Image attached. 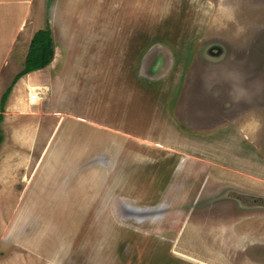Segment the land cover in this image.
<instances>
[{
    "label": "rangeland",
    "instance_id": "obj_1",
    "mask_svg": "<svg viewBox=\"0 0 264 264\" xmlns=\"http://www.w3.org/2000/svg\"><path fill=\"white\" fill-rule=\"evenodd\" d=\"M49 1L30 0L26 31L44 29L49 19L67 88L84 92H64L70 102L63 106L43 105V91L31 102L28 89L12 85L30 39L20 33L10 54L0 44V62L8 52L0 70V112L13 86L0 145V264H264V205L247 210L226 200L210 211H193L196 196L225 198L229 190L253 191L264 201V0H52L48 9ZM216 45L223 48L219 56L210 54ZM33 114L35 130L47 115L61 117V125L84 117L94 129L80 126V146L99 151L94 141L103 139L112 152L131 147L143 161H121L122 152L105 187L102 177L87 173L85 180H95L94 202L84 198L77 174L63 172L81 154L57 166L56 181L38 184L58 159L42 155L44 142L28 152L11 138L7 122L19 118L24 132ZM126 132L137 144L125 141ZM11 147L24 150L22 164L8 156ZM89 159L97 166L108 161L103 152ZM63 177L71 184L58 185ZM37 187L59 198L50 193L40 204ZM78 217L86 218L81 229L72 223ZM89 226L94 234L84 242Z\"/></svg>",
    "mask_w": 264,
    "mask_h": 264
},
{
    "label": "crops",
    "instance_id": "obj_2",
    "mask_svg": "<svg viewBox=\"0 0 264 264\" xmlns=\"http://www.w3.org/2000/svg\"><path fill=\"white\" fill-rule=\"evenodd\" d=\"M30 15H31L30 0H5V1H3L2 4H0V44L8 48L7 51L9 52V54H10V50L13 49L14 44L20 42L19 36L21 38L22 35L24 34V37H26L27 39H30V43H31L32 37L34 36L37 29L34 27L30 34L26 31V22L28 21ZM30 20H31V18H30ZM22 32H24V33L22 35H20V33H22ZM25 41H27V40H21V43H24ZM29 46H28V48H29ZM7 51H6L2 61L0 62V70L2 68L1 66L4 67V65H5V64L2 65L3 60L7 59V57H8ZM61 55H63V54L61 53ZM55 56H56V58H55ZM55 61H57V62H55ZM60 61H61V58H60ZM58 64H59L58 69H60V66L63 67V68H61L62 71L61 70L59 71L58 69H56L54 71L53 67L57 66ZM49 65H50V67H48ZM49 65L44 67V68H41L39 70H35V71H32L28 74L23 75L19 79V81L16 82L17 87L15 89H18L20 91L21 89L26 88V89H28V91H30V90H32V87H38L39 86L38 91L40 92V95H41V91H43V96H42L43 99L42 98L41 99H42V102L43 101L44 102L42 104L43 105L45 104L47 106H52L51 104H53V105L55 104V106L56 105L57 106H63V103H65V102L69 103L70 99L66 98V96L63 94L64 92L67 94L70 93V95H73V93L75 95L77 92L80 93L81 91L84 92V90L79 89V87H81V86L76 87V89L74 88V86H72L71 88H67V83H66L67 81L66 80H65L66 82L64 81V72H65V71H63L64 70V63L62 64L61 62H59L58 53H56V46H55L54 59L52 60L51 64H49ZM49 90L52 91L51 92L52 98L53 97H54V99L56 98L52 102H51V99L49 100L47 95H46ZM15 99L18 100V98H15ZM87 99H90V97H87ZM46 103H51V104H46ZM87 106H89V105H87ZM29 114H31V113H29ZM55 115H56V113H55ZM31 116L33 118H30ZM30 117H29V120L27 121V128L25 129L24 132H21V130H19L20 119L19 118L17 119V117H15V119L12 121L11 120L7 121L8 124L11 125V130H8V131L10 132V135L12 136L11 138L13 140H16V143L23 144V145L28 147V149H27L28 152H31V153L33 152L32 148H33L34 144L39 145V143L42 144L44 142V144L42 146V155L43 154L45 155V153L47 155L49 153V155L57 157L58 163H56V165L50 164V170L48 169L46 171V173H44V172L40 173V177L38 178V184L40 182H43L46 180H48L49 183H50V181L52 183V180H54V179L56 181L55 174L60 173V171L57 170V168H58L57 166L58 165L59 166L60 165L65 166L63 163L68 160L67 157H78L81 154L83 157L80 159L79 163L77 160V161H74V163H72V164L66 165L64 167L63 172H64V174H67L70 171H72L74 175L77 174V176H79L78 180H81V182H83V184L79 183V185L84 190L83 191L84 198L89 197L91 199V201L94 202L95 196L90 197L89 195L92 193H95V186H96L95 180H93V183H90L89 180H85L84 178L87 176V173L90 174L93 172V174H94L93 179H95V178L100 179L102 177L101 178V186L105 187V184L108 185L111 183L110 178H111V175L113 174V172L115 170V165H116L115 164V158L117 160L122 152L123 153H122L121 161H123V160L129 161V159L126 158V156L132 157V163L134 162V160L136 158L141 160V162L143 161V157H144L143 153L140 154L138 151L131 149V147L126 149V148H121L119 146L118 147V148H120L119 154L116 153L115 151L112 152V150L109 149V147H108L109 143L106 144L107 142L104 141L103 139H96V141H94L95 143L97 142V143H99V145L102 146L99 151H94V150H91L87 147L84 148L83 145L80 146V140H81L80 139L81 133L79 131V128H81L80 126L86 125L87 128L90 129V127L92 126V123L89 125L88 122L84 121V119H83L84 117H81L79 115H77V118H74V119L68 121L65 125L64 124L61 125L62 123L59 122V120H61V117H60V119H57V117L52 115V114L49 115V119H51V121L48 122L49 119H48V115H47L46 120L40 124L39 128L36 126L40 131H38V129L35 130V127H34L35 123H37L36 122V115L33 114V115H30ZM53 118H54V120H53ZM5 119H7L6 116H4L3 122L1 124L2 133H3V130L5 129V127H4V123L6 122ZM80 119H82V120H80ZM54 127H55V129H54ZM91 128L94 129V127H91ZM49 130L52 131L51 137H50ZM38 132H39V136H38L37 140H35V137H36L35 133H38ZM129 135H132V134L127 133V132L124 133V136H126L125 141L127 143H130V144H133V143L137 144L138 141H133V140H139V139H135L133 136H129ZM84 137L90 139L91 141H93V139H94V138L88 137L87 135ZM119 138H121V137H119ZM6 139H7V137H6ZM111 139H115V137L111 138ZM140 140H142V139H140ZM4 142H5V140L3 139L2 143H4ZM49 142H51V144H49ZM102 143L106 144V146L104 147ZM110 144H111V142H110ZM49 145H52V146H49ZM53 145L55 147V150L52 152V150L54 148ZM113 145H115V144H113ZM27 147H23V148H27ZM79 147H83V148L80 149ZM22 152H24V150L18 151L16 148L11 147L10 152L8 151L7 154H8V156L12 155V157L19 158L20 162L22 164V162H24V160L26 159L23 157L24 155ZM97 152H103L108 157V161L106 162V164H103L102 166H97V165H93L90 162L89 158H91L92 156H95L97 154ZM44 157H43V160H44ZM61 157H65V159L63 161H61L60 160ZM83 159H84V161H83ZM76 166H78V167L75 168ZM106 169H108L109 175L105 174ZM40 170H41V168H40ZM124 170L125 169L123 168L122 171H124ZM101 172H103L102 176H96L95 175L96 173H101ZM73 174H71V175H73ZM49 175H50V177H48ZM42 176H43V180H42ZM116 176H117L116 177L117 181H120V178H122L120 171H116ZM67 178L68 177L61 178L59 183L57 182V184L59 185L61 183H64L66 186H68L69 184H71V182L68 181ZM78 180L76 182H78ZM76 182H75V184H76ZM86 183H88V184H86ZM125 184H127V183L124 182L123 185L125 186ZM128 185L133 186V183L128 184ZM41 186H39V187H41ZM44 186H42V188H44ZM134 186H136V183H134ZM8 187H9V185H8ZM39 187H37V189L42 190L41 193L39 194V197L37 198V199H39L40 204H43L42 200L44 198L46 199V197L50 193H51V197L55 198V200H57L59 198L58 195L56 194V191H53L49 188H46L44 190L42 188L40 189ZM109 188H110V186H109ZM33 196H37L36 193H33ZM92 202H90L89 205H91ZM53 217L56 221V224L53 226V228L56 226V229H58V226H59L57 223L58 217L54 214H53ZM103 217H104V219L107 218V216H105V215ZM49 218L50 217H48L47 219H49ZM43 219L44 218H42V220ZM85 219L86 218L82 219L80 217H78L77 219L72 218V223L74 220H77L78 221V228L81 229L84 226L82 224H84L83 221ZM61 220L64 221V220H66V218L65 217L61 218ZM87 229L89 231L87 233V236L84 237V240H83L84 242H85L86 237L94 234L93 228H91L89 226ZM248 231H246V232H248ZM63 232L64 231H60L59 233H57V232L56 233L58 236H60V235H63ZM80 232H82V231L80 230ZM89 232H90V234H89ZM101 232L103 235V231H101ZM44 233H45V230L41 231V229H40L39 234L36 235V237H38V241L41 245L44 242L42 237L46 236V234L44 235ZM70 235H77V233H72ZM78 236H80L79 233H78ZM225 242L228 243L227 241H225ZM41 245H40V247H41ZM102 247L105 248V246H103V244H102ZM56 253H58V252H56ZM107 254L110 255V253H107ZM108 262H111V260H109V258H108Z\"/></svg>",
    "mask_w": 264,
    "mask_h": 264
},
{
    "label": "trees",
    "instance_id": "obj_3",
    "mask_svg": "<svg viewBox=\"0 0 264 264\" xmlns=\"http://www.w3.org/2000/svg\"><path fill=\"white\" fill-rule=\"evenodd\" d=\"M48 3V9H50V3ZM49 10L47 11V17L49 15ZM55 54V44L52 38V28L49 24V19L47 18V25L44 29L38 30L34 36L32 37L28 53L24 62V68L20 71L14 83L17 82L23 75L28 74L32 71L39 70L51 64L52 60L54 59ZM11 86V85H10ZM9 87L5 94L2 97L1 101V112H0V145L3 142V135H2V127L1 124L4 119L3 109L6 106V102L8 99L9 94L11 93L12 87Z\"/></svg>",
    "mask_w": 264,
    "mask_h": 264
},
{
    "label": "flooded vegetation",
    "instance_id": "obj_4",
    "mask_svg": "<svg viewBox=\"0 0 264 264\" xmlns=\"http://www.w3.org/2000/svg\"><path fill=\"white\" fill-rule=\"evenodd\" d=\"M240 71H249V70H240ZM255 76H250L249 82H254ZM228 113V112H227ZM218 123V119L215 121ZM236 190V189H235ZM227 196L225 198H222V196H211L209 199L202 200V196H196V198L193 200L195 206L193 207V211L200 209L209 210L213 208V206H217L221 204L223 201H233L237 206H242V209H257L258 207H262L264 205V201L262 200L263 197H261L258 193L255 192H249V191H234L229 190L227 192ZM208 212V211H205ZM252 234V233H250ZM255 242V241H254Z\"/></svg>",
    "mask_w": 264,
    "mask_h": 264
},
{
    "label": "bare ground",
    "instance_id": "obj_5",
    "mask_svg": "<svg viewBox=\"0 0 264 264\" xmlns=\"http://www.w3.org/2000/svg\"><path fill=\"white\" fill-rule=\"evenodd\" d=\"M181 1V0H180ZM184 1V0H183ZM193 1V0H192ZM178 6V5H177ZM196 7V6H195ZM194 7V8H195ZM205 11V10H204ZM198 25V24H197ZM196 28V27H195ZM198 30V29H197ZM55 62H57V61H55ZM132 77V76H131ZM117 78V77H116ZM118 79V78H117ZM172 86V85H171ZM39 87V86H38ZM31 88V87H30ZM171 88V87H170ZM169 88V89H170ZM36 88H34V87H32V90H30V91H32V95L34 96V98H32V100H34V101H36V102H38V100H40L38 97H37V93H35L34 92V90H35ZM114 89V88H113ZM171 91V90H170ZM111 92H113L112 90H111ZM166 93V92H165ZM166 95V94H165ZM115 96V95H114ZM113 96V97H114ZM162 96V95H161ZM113 97H110V98H112L113 99ZM165 97V96H164ZM115 98V97H114ZM161 99V98H160ZM164 99V98H163ZM34 101H31V102H34ZM157 102V101H156ZM159 105V104H158ZM158 109V108H157ZM167 110H168V108H167ZM159 112H160V110H159ZM158 115V114H157ZM156 115V116H157ZM172 125H173V123H172ZM172 127V126H171ZM163 127H161V128H159V130L160 129H162ZM155 132H156V130H155ZM164 132V131H163ZM146 133V132H145ZM160 133H162V132H160ZM156 138V137H155ZM159 138V137H158ZM176 138V137H175ZM167 140H168V138H167ZM162 143V142H161ZM177 143V142H176ZM164 144V143H163ZM216 144V143H215ZM236 144V143H235ZM217 145V144H216ZM164 146V145H163ZM232 146V145H231ZM231 148V147H230ZM206 149V148H205ZM228 157V156H227ZM226 158V157H225ZM150 159V158H149ZM141 161V160H140ZM140 161H139V163H140ZM142 163V162H141ZM161 163V162H160ZM149 164V163H148ZM146 166V165H145ZM152 173V172H151ZM264 173V172H263ZM152 175V174H151ZM155 175V174H154ZM263 175V174H262ZM141 179H143V178H141ZM150 180V179H149ZM145 182V181H144ZM157 187V186H156ZM106 230H108L107 228L104 230V231H106ZM108 236H109V234H110V231H108ZM110 239H111V237H110ZM108 241H109V238H108ZM107 241V242H108ZM125 241V240H124ZM106 245H107V243H106ZM111 245H112V241H111ZM124 245V244H123ZM123 247V246H122ZM70 253H72V252H70ZM83 254V253H82ZM96 259V258H95ZM98 260V259H97Z\"/></svg>",
    "mask_w": 264,
    "mask_h": 264
},
{
    "label": "water",
    "instance_id": "obj_6",
    "mask_svg": "<svg viewBox=\"0 0 264 264\" xmlns=\"http://www.w3.org/2000/svg\"><path fill=\"white\" fill-rule=\"evenodd\" d=\"M214 47H216V48L218 49V51L216 52V54H212V53H210V54H211V55H216V56L221 55V53L223 52V48H222V46L220 45V47H219V45H216V46H214ZM210 50H213V47H212ZM161 63H162V61H161V59L159 58L158 62L155 64V68L159 69V67L161 66Z\"/></svg>",
    "mask_w": 264,
    "mask_h": 264
},
{
    "label": "built area",
    "instance_id": "obj_7",
    "mask_svg": "<svg viewBox=\"0 0 264 264\" xmlns=\"http://www.w3.org/2000/svg\"><path fill=\"white\" fill-rule=\"evenodd\" d=\"M29 94H30V101H33V100H32V98H34V96H33V95H31V91H30V93H29ZM39 95H40V92H39V91H37V97H39Z\"/></svg>",
    "mask_w": 264,
    "mask_h": 264
}]
</instances>
